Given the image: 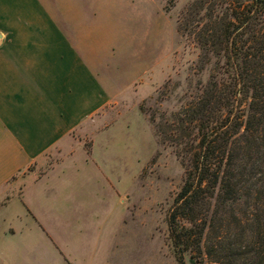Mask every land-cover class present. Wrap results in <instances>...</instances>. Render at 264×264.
<instances>
[{
	"label": "rangeland",
	"instance_id": "rangeland-1",
	"mask_svg": "<svg viewBox=\"0 0 264 264\" xmlns=\"http://www.w3.org/2000/svg\"><path fill=\"white\" fill-rule=\"evenodd\" d=\"M228 2L207 0L197 20L224 19ZM140 3L151 71L74 131L68 151L49 153L38 170V177L68 172L64 181L77 185L69 184L70 194L59 199H34L35 214L20 198V182H11L34 166L0 189V257L12 264H177L166 213L188 164L179 120L199 89L225 79L226 70L221 54L200 50L193 23L184 28V13L199 0Z\"/></svg>",
	"mask_w": 264,
	"mask_h": 264
},
{
	"label": "crops",
	"instance_id": "crops-1",
	"mask_svg": "<svg viewBox=\"0 0 264 264\" xmlns=\"http://www.w3.org/2000/svg\"><path fill=\"white\" fill-rule=\"evenodd\" d=\"M141 1L0 0V189L34 166L11 181L32 212L77 185L38 177L48 154L151 71Z\"/></svg>",
	"mask_w": 264,
	"mask_h": 264
},
{
	"label": "trees",
	"instance_id": "trees-1",
	"mask_svg": "<svg viewBox=\"0 0 264 264\" xmlns=\"http://www.w3.org/2000/svg\"><path fill=\"white\" fill-rule=\"evenodd\" d=\"M206 3L186 10L184 28L193 23L204 55L223 56L226 77L201 87L179 120L188 164L168 239L177 264H264V0H229L224 19L202 24Z\"/></svg>",
	"mask_w": 264,
	"mask_h": 264
}]
</instances>
